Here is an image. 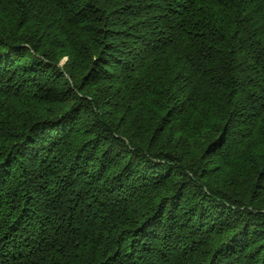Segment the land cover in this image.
Returning <instances> with one entry per match:
<instances>
[{
  "label": "trees",
  "instance_id": "obj_1",
  "mask_svg": "<svg viewBox=\"0 0 264 264\" xmlns=\"http://www.w3.org/2000/svg\"><path fill=\"white\" fill-rule=\"evenodd\" d=\"M0 264H264V0H0Z\"/></svg>",
  "mask_w": 264,
  "mask_h": 264
},
{
  "label": "rangeland",
  "instance_id": "obj_2",
  "mask_svg": "<svg viewBox=\"0 0 264 264\" xmlns=\"http://www.w3.org/2000/svg\"><path fill=\"white\" fill-rule=\"evenodd\" d=\"M64 62V59L61 61V63H63Z\"/></svg>",
  "mask_w": 264,
  "mask_h": 264
}]
</instances>
